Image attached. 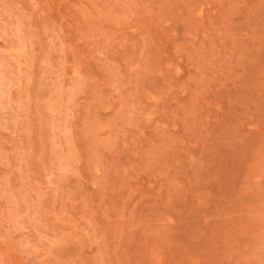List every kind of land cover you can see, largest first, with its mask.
Returning a JSON list of instances; mask_svg holds the SVG:
<instances>
[{"label": "rangeland", "instance_id": "rangeland-1", "mask_svg": "<svg viewBox=\"0 0 264 264\" xmlns=\"http://www.w3.org/2000/svg\"><path fill=\"white\" fill-rule=\"evenodd\" d=\"M0 264H264V0H0Z\"/></svg>", "mask_w": 264, "mask_h": 264}]
</instances>
